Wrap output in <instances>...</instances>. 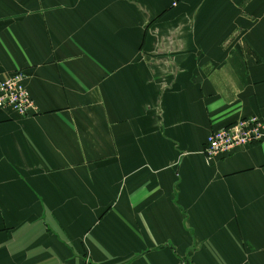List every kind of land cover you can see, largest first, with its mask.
Wrapping results in <instances>:
<instances>
[{"label":"crops","instance_id":"obj_1","mask_svg":"<svg viewBox=\"0 0 264 264\" xmlns=\"http://www.w3.org/2000/svg\"><path fill=\"white\" fill-rule=\"evenodd\" d=\"M0 264H264V0H0Z\"/></svg>","mask_w":264,"mask_h":264},{"label":"built area","instance_id":"obj_2","mask_svg":"<svg viewBox=\"0 0 264 264\" xmlns=\"http://www.w3.org/2000/svg\"><path fill=\"white\" fill-rule=\"evenodd\" d=\"M25 77L22 70H15L0 80V108H11L22 115L35 110V102L24 83ZM258 141H264V120L244 117L212 130L206 138L203 153L210 160L233 147ZM85 264L97 263L86 261Z\"/></svg>","mask_w":264,"mask_h":264}]
</instances>
